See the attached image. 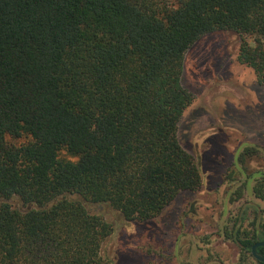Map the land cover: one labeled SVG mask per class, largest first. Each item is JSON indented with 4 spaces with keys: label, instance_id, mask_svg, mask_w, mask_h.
<instances>
[{
    "label": "trees",
    "instance_id": "1",
    "mask_svg": "<svg viewBox=\"0 0 264 264\" xmlns=\"http://www.w3.org/2000/svg\"><path fill=\"white\" fill-rule=\"evenodd\" d=\"M225 31L250 37L237 61L264 86V0H0V264H107L113 228L85 203L144 223L200 188L178 138L183 60ZM255 208L230 231L246 260Z\"/></svg>",
    "mask_w": 264,
    "mask_h": 264
},
{
    "label": "rangeland",
    "instance_id": "2",
    "mask_svg": "<svg viewBox=\"0 0 264 264\" xmlns=\"http://www.w3.org/2000/svg\"><path fill=\"white\" fill-rule=\"evenodd\" d=\"M244 41L251 43L247 35L215 32L184 56L181 84L192 103L178 138L196 162L200 188L181 193L144 223L125 222L105 205L85 203L113 228L101 249L107 264H255L221 234L242 212L246 231L254 208L264 213V202L252 195L258 172L264 173V86L237 61ZM25 141L9 139L15 145ZM244 150L252 152L241 158Z\"/></svg>",
    "mask_w": 264,
    "mask_h": 264
},
{
    "label": "flooded vegetation",
    "instance_id": "3",
    "mask_svg": "<svg viewBox=\"0 0 264 264\" xmlns=\"http://www.w3.org/2000/svg\"><path fill=\"white\" fill-rule=\"evenodd\" d=\"M257 176H258V179H257V182H256V185L253 187V193H252V195L256 198V199H258L259 201H263L264 202V200H262V199H259V198H257V196H255V194H254V188L256 187V186H259V185H261L262 183H264V173H259L258 172V174H257ZM256 208H254V210H255ZM242 213H244V212H242ZM253 215H254V217H253V219H256L257 217H259V218H262L263 216H259V215H256V213H255V211H254V213H253ZM247 219H248V217H247ZM258 222H256V224H257ZM233 224V223H232ZM230 231H231V229H230ZM230 231L229 232H226L225 230L224 231H221V234H222V236L224 237V239H226V240H228V241H230L231 243H233L231 240H230ZM261 242H264V241H261ZM257 243V242H256ZM234 244V243H233ZM255 244V243H254ZM253 244V245H254ZM235 245V244H234ZM236 246V245H235ZM237 247V246H236ZM238 248V247H237ZM260 248V247H259ZM238 250H239V252H240V254H241V251H240V249L238 248ZM251 250V249H250ZM250 255H251V252H250ZM248 258H250L253 262L254 261H256L253 257H252V255L251 256H248ZM256 262H258V261H256ZM255 263V262H254ZM256 264V263H255Z\"/></svg>",
    "mask_w": 264,
    "mask_h": 264
},
{
    "label": "water",
    "instance_id": "4",
    "mask_svg": "<svg viewBox=\"0 0 264 264\" xmlns=\"http://www.w3.org/2000/svg\"><path fill=\"white\" fill-rule=\"evenodd\" d=\"M259 247H264V242H257V243H255L254 245H252L250 252H251L252 257H253L256 261H258V262H260V263H264V256H262L261 254H259V253L257 252V249H258Z\"/></svg>",
    "mask_w": 264,
    "mask_h": 264
}]
</instances>
